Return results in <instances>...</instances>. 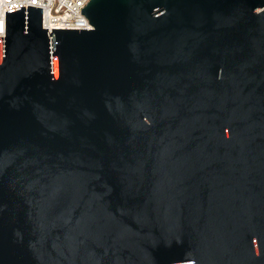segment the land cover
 <instances>
[{
    "label": "water",
    "instance_id": "95a60500",
    "mask_svg": "<svg viewBox=\"0 0 264 264\" xmlns=\"http://www.w3.org/2000/svg\"><path fill=\"white\" fill-rule=\"evenodd\" d=\"M81 14L5 12L0 264H264V0Z\"/></svg>",
    "mask_w": 264,
    "mask_h": 264
},
{
    "label": "built area",
    "instance_id": "2783aa9c",
    "mask_svg": "<svg viewBox=\"0 0 264 264\" xmlns=\"http://www.w3.org/2000/svg\"><path fill=\"white\" fill-rule=\"evenodd\" d=\"M90 0H0V38H2V55H4L5 41V12L24 7L25 21L27 7L42 9L41 27L47 29L49 36L52 29L62 30H91L87 18L81 14ZM26 24V23H25ZM50 39V37H49Z\"/></svg>",
    "mask_w": 264,
    "mask_h": 264
}]
</instances>
